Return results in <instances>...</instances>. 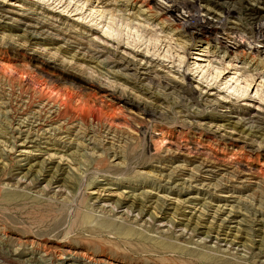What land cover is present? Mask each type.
Returning a JSON list of instances; mask_svg holds the SVG:
<instances>
[{"label": "rangeland", "instance_id": "374dc122", "mask_svg": "<svg viewBox=\"0 0 264 264\" xmlns=\"http://www.w3.org/2000/svg\"><path fill=\"white\" fill-rule=\"evenodd\" d=\"M0 264H264V0H0Z\"/></svg>", "mask_w": 264, "mask_h": 264}, {"label": "bare ground", "instance_id": "6f19581e", "mask_svg": "<svg viewBox=\"0 0 264 264\" xmlns=\"http://www.w3.org/2000/svg\"><path fill=\"white\" fill-rule=\"evenodd\" d=\"M214 27V26H213ZM114 210H115V207L113 208ZM129 212V211H128ZM50 254V253H49ZM67 255H70V254H66L65 255V253H63V254H61L60 256H58V259H59V262H64L65 260H67V259H71L72 257H70V256H67ZM74 257V256H73ZM84 257V256H83ZM98 262H100V261H98Z\"/></svg>", "mask_w": 264, "mask_h": 264}]
</instances>
